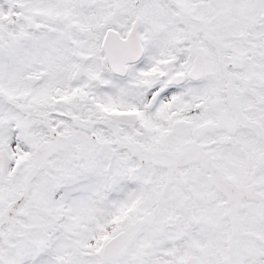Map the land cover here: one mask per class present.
<instances>
[{"label": "snow or ice", "instance_id": "1", "mask_svg": "<svg viewBox=\"0 0 264 264\" xmlns=\"http://www.w3.org/2000/svg\"><path fill=\"white\" fill-rule=\"evenodd\" d=\"M0 264H264V0H0Z\"/></svg>", "mask_w": 264, "mask_h": 264}]
</instances>
